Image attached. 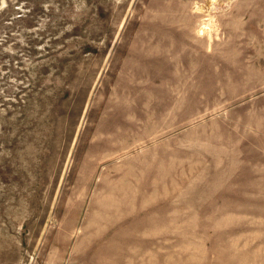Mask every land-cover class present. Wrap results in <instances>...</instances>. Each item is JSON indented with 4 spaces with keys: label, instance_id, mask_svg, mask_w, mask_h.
Returning a JSON list of instances; mask_svg holds the SVG:
<instances>
[{
    "label": "rangeland",
    "instance_id": "1",
    "mask_svg": "<svg viewBox=\"0 0 264 264\" xmlns=\"http://www.w3.org/2000/svg\"><path fill=\"white\" fill-rule=\"evenodd\" d=\"M0 264H264V0H0Z\"/></svg>",
    "mask_w": 264,
    "mask_h": 264
}]
</instances>
